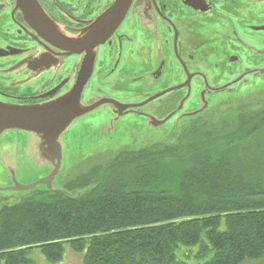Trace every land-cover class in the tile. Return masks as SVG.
<instances>
[{"label": "flooded vegetation", "instance_id": "1", "mask_svg": "<svg viewBox=\"0 0 264 264\" xmlns=\"http://www.w3.org/2000/svg\"><path fill=\"white\" fill-rule=\"evenodd\" d=\"M115 2L0 0V106L48 105L67 95L93 60L81 104L99 107L74 122L131 116L177 123L202 111L201 96L233 93L264 75V67L247 64H264V0H132L114 28L116 16L107 14ZM87 35L103 43L72 53L77 49L58 38ZM204 62L219 81L195 67ZM42 147L41 137L19 129L0 137L2 189L11 188L12 171L19 180L43 165Z\"/></svg>", "mask_w": 264, "mask_h": 264}, {"label": "trees", "instance_id": "2", "mask_svg": "<svg viewBox=\"0 0 264 264\" xmlns=\"http://www.w3.org/2000/svg\"><path fill=\"white\" fill-rule=\"evenodd\" d=\"M246 114L233 129L183 122L174 144L91 172L94 185L1 207L0 264H34V250L59 264L66 246L83 264L264 260V113Z\"/></svg>", "mask_w": 264, "mask_h": 264}, {"label": "rangeland", "instance_id": "3", "mask_svg": "<svg viewBox=\"0 0 264 264\" xmlns=\"http://www.w3.org/2000/svg\"><path fill=\"white\" fill-rule=\"evenodd\" d=\"M254 62L255 60L247 58L248 66L264 67V64ZM208 63H196L195 67L208 70ZM208 71L211 72L209 75L213 82L220 80V77L215 74L216 70L209 69ZM250 81L249 84H241L233 93L215 94L209 96L208 99L201 96L200 101L204 106L203 108L200 105L203 108L202 111L183 122H188L185 124L187 126L199 121L208 122L209 125L223 123L227 129H233L240 124V122H236V117L239 114L243 115L247 112L246 121L252 116L263 114L264 75L262 78H251ZM197 106L194 103L186 106L185 110ZM228 116H232V119L226 120ZM98 120V117H85L78 120L61 137L60 142L65 153H63L61 170L53 182L55 188L66 189L74 185L82 186L86 178H89L91 184L94 185L95 177H87L88 174L97 170L102 171L108 165L121 161L128 154L174 144L176 140L173 133L179 132L183 123L168 122L164 126L153 128L150 126V122H143V120L131 116L123 119L122 122H98ZM43 161H38L39 164H43L40 165L41 168L26 169L19 180L16 178L15 172L12 171V186L14 180L20 185H31L49 176L54 165L52 170L47 172L46 169L51 167V162ZM0 188L2 189L1 185ZM38 188H46V186L41 185L36 189ZM28 192L0 193V206L16 205L29 195ZM182 253L178 254L179 260L186 264H196L193 260L185 261ZM31 257L34 264H49L40 250L32 251ZM59 264H83V255L73 252L69 246H66L64 260ZM246 264H264V260Z\"/></svg>", "mask_w": 264, "mask_h": 264}, {"label": "water", "instance_id": "4", "mask_svg": "<svg viewBox=\"0 0 264 264\" xmlns=\"http://www.w3.org/2000/svg\"><path fill=\"white\" fill-rule=\"evenodd\" d=\"M132 0H116L107 16H116V28L122 21ZM63 42L72 44L77 50L72 53H80L82 50H92L100 43L99 38L93 40L88 37L69 40L58 37ZM63 45L62 47L66 46ZM59 46V45H58ZM93 60L84 65L76 83L67 95L62 96L56 101L42 107H1L0 106V137L8 130L19 129L27 131L42 138V153L45 160L54 165L53 171L46 178L39 180L31 185H20L16 180L9 189H1L0 192H28L35 190L38 186L46 188L55 193H65V191L55 188L53 182L57 178L63 160V146L60 142L61 137L73 125L77 119L93 112L99 106L89 108L81 104L82 93L91 77ZM167 122H150L153 128H159Z\"/></svg>", "mask_w": 264, "mask_h": 264}]
</instances>
